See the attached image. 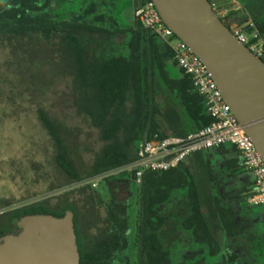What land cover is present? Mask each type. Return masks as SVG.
<instances>
[{
  "label": "trees",
  "instance_id": "16d2710c",
  "mask_svg": "<svg viewBox=\"0 0 264 264\" xmlns=\"http://www.w3.org/2000/svg\"><path fill=\"white\" fill-rule=\"evenodd\" d=\"M80 1L14 0L0 8V51H28L24 43L29 40L51 41L48 50L61 53L74 78L78 115L98 131L103 143L90 166H80L76 158L79 145L72 130L47 112H39L54 143L55 162L69 186L132 164L141 142L157 134L168 136L164 124L172 129V136L187 137L213 123L192 79L179 68L167 45L136 19L133 26L116 28L106 15L109 9L111 17L115 16L114 5L106 6L109 0H86L83 7ZM150 1L134 0V7L138 9ZM249 16L243 19L240 13L232 12L226 25L245 24ZM254 23L264 37V23ZM183 112L193 126L190 131ZM194 157L203 170L200 177L187 163L168 172L145 173L137 189L133 250L130 195L119 193L125 185H120L118 192L113 190V177L107 178L104 183L111 199L106 204V228L86 245L79 237L81 264H173L170 248L180 245H206L213 263L238 264V253L224 251L226 238H243L252 221L240 219L231 202L246 194L249 200L252 189L244 187L218 195L213 184L223 176L247 173L242 159L232 146ZM127 178V185L133 182L130 174ZM81 193L95 200L90 185ZM68 211L74 213L78 223L72 206L55 215L42 205H33L15 211L13 218L17 222L33 215L62 218ZM7 233L1 231L0 238Z\"/></svg>",
  "mask_w": 264,
  "mask_h": 264
},
{
  "label": "rangeland",
  "instance_id": "374dc122",
  "mask_svg": "<svg viewBox=\"0 0 264 264\" xmlns=\"http://www.w3.org/2000/svg\"><path fill=\"white\" fill-rule=\"evenodd\" d=\"M85 1H80L82 7ZM216 1L222 5L228 2ZM237 1L244 8L236 10L233 5H226L235 13L249 14L247 20L264 23V0ZM113 5L115 16L111 17L107 8L106 15L116 28L125 29L135 24L134 0H109L106 6ZM116 5L118 8L115 9ZM245 15L240 14L243 19ZM24 44L29 46L28 51H0V232H10L18 224L13 216L19 209L42 205L59 215L67 206H72L78 215L81 240L86 245L106 228L110 190L105 183L98 189L92 188L95 200L91 201L81 193L85 186L66 184V178L55 162L54 143L41 123L39 112H47L52 119L72 130L79 145L76 158L80 166H90L101 152L103 143L98 131L77 113L74 78L61 53L48 50V44L51 48L52 43L43 39ZM183 118L186 123H191L185 112ZM187 163L191 172L200 177L203 170L196 158ZM123 174L111 176L110 187L118 192V187L125 185L119 193L130 195L133 250L139 185L134 181L127 185L128 174L122 179ZM251 184L252 176L244 173L238 177L223 176L213 188L218 195H228ZM231 204L238 210L239 218L252 221V225L243 238H226L224 251L238 253L241 256L238 264H264V206L249 207L247 194ZM170 249L173 264H217L212 262L206 245H180Z\"/></svg>",
  "mask_w": 264,
  "mask_h": 264
},
{
  "label": "water",
  "instance_id": "95a60500",
  "mask_svg": "<svg viewBox=\"0 0 264 264\" xmlns=\"http://www.w3.org/2000/svg\"><path fill=\"white\" fill-rule=\"evenodd\" d=\"M164 23L207 67L264 159V61L220 19L209 0H151ZM136 181L135 173L132 174ZM0 238V264H81L75 215L22 217Z\"/></svg>",
  "mask_w": 264,
  "mask_h": 264
},
{
  "label": "built area",
  "instance_id": "2783aa9c",
  "mask_svg": "<svg viewBox=\"0 0 264 264\" xmlns=\"http://www.w3.org/2000/svg\"><path fill=\"white\" fill-rule=\"evenodd\" d=\"M230 5L236 10L242 9L234 2ZM213 9L225 24L233 12L227 5L219 2L213 5ZM134 17L174 52L179 68L192 79L196 92L203 98L206 112L213 119V123L187 137L172 135L163 137L157 134L151 140L138 145L136 159L132 164L100 174L78 185L82 187L90 185L93 189H98L115 173H128L131 178L135 173L134 182L140 185L147 172H168L177 169L198 153L232 146L237 149L244 170L253 178L249 203L253 206H264V159L232 112L205 64L164 23L152 1L135 9ZM229 29L258 59L264 61V37L254 21L250 19L245 24L235 22Z\"/></svg>",
  "mask_w": 264,
  "mask_h": 264
},
{
  "label": "crops",
  "instance_id": "0c3cea01",
  "mask_svg": "<svg viewBox=\"0 0 264 264\" xmlns=\"http://www.w3.org/2000/svg\"><path fill=\"white\" fill-rule=\"evenodd\" d=\"M14 0H0V8H2V7H7V6H9V5H11V3L13 2ZM228 2V4L230 5L232 2H234V3H236L237 5H239V6H241V8H244L243 7V5H241L237 0H227ZM226 3V4H227ZM226 4H224V5H226ZM242 16H244L245 14L244 13H240ZM248 14V13H247ZM189 126L188 127H186V129H188L189 131L191 130V129H193V126H192V124L191 123H189L188 124ZM163 131H165L166 133H167V135L169 136V135H171L172 134V129L168 126V125H163ZM193 158H195V157H192V158H190L189 160H191V159H193ZM188 160V161H189ZM187 161V162H188ZM186 162V163H187ZM188 164V163H187ZM189 166V165H188ZM199 166H201V164H199ZM252 181H253V178H252ZM248 203H249V201H248ZM249 207H253V205H251L250 203H249V205H248Z\"/></svg>",
  "mask_w": 264,
  "mask_h": 264
},
{
  "label": "flooded vegetation",
  "instance_id": "af4514ba",
  "mask_svg": "<svg viewBox=\"0 0 264 264\" xmlns=\"http://www.w3.org/2000/svg\"><path fill=\"white\" fill-rule=\"evenodd\" d=\"M249 189H253V181H252V184H251V186L249 187ZM75 227H76V234H77V237H78V239H79V237H80V229H79V224L78 223H75ZM20 232V230H19V228H18V226L16 225L15 227H13L12 228V230L10 231V232H8L7 234H11V233H13V234H17V233H19Z\"/></svg>",
  "mask_w": 264,
  "mask_h": 264
}]
</instances>
